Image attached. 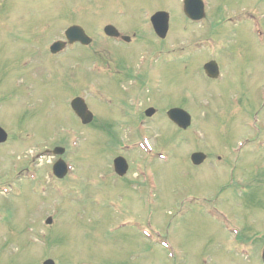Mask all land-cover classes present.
Here are the masks:
<instances>
[{"label": "rangeland", "instance_id": "rangeland-1", "mask_svg": "<svg viewBox=\"0 0 264 264\" xmlns=\"http://www.w3.org/2000/svg\"><path fill=\"white\" fill-rule=\"evenodd\" d=\"M95 1L97 3L99 0ZM127 1H124L127 4L124 7L125 17H128L130 24L135 25L136 28L141 30L140 19L152 10L157 9V7L162 6L161 8H168L170 13H174L175 22L171 24L170 36L179 37L185 34L178 26L179 18L176 12L178 3L174 2L175 0H168L169 2L164 0ZM212 1L215 5L229 6L228 8H232L234 13L252 11L258 16V23L264 32V0ZM2 2L3 0H0V3ZM134 2L137 5L135 8H133L135 6L133 5ZM113 7L114 3L110 0L101 2L100 14L98 15L95 12L96 7L87 5L84 0H5L4 8L10 10L11 13L7 15L2 12L6 16H0L7 19L1 21L3 24L11 23L12 19L19 17L20 23L22 21L26 22L25 32L29 31L30 38H36V42L23 41L20 32L19 37L12 35L9 37V39L14 37L13 40H15L12 44V50L7 51L0 46V76H2V69L9 65L12 60L18 65L17 71H19L14 73L9 81L5 79V82H1L0 87L4 84L12 91L13 85H19L22 89L26 88V85L28 87L33 86V90L25 94L24 91L22 93L15 91L9 99L6 97L5 99L0 98V124L7 129L9 127L10 131L13 132L12 126L17 125L18 111L25 109L24 105L18 108L16 102L19 101L29 107L26 108L27 111L35 112L33 116L36 118V122H40V125H46L47 128L43 133L47 136L45 140H42L46 141L45 143L57 141L66 147L68 141L67 139L63 140V135L62 139H60L51 133L60 131L59 134H61L69 130L72 133L83 134L85 131L83 138H81V145L69 147L68 152L63 157L66 156L67 160L69 159L71 164L76 167L75 170L77 169L78 175L85 179L84 191L87 195L90 197L97 195L102 199L108 200V205L99 208H94L88 205L85 200H80L77 203L78 206L76 205V211H73L74 213L70 216L66 215L68 220L66 222H75L72 233L74 238L71 234L64 236L63 242L65 243H62L64 250L61 257L69 252V254L67 253L69 256L66 255L64 257L67 260L66 264H73L74 259L78 264H122L125 261L127 263L134 262L137 257L135 253L147 246L139 235L137 222L145 220L146 224H149L150 219H158L161 222V225L157 223L158 227L161 228L163 226L164 236L169 241L173 252L176 253L175 256L170 258L172 264H175L172 260H182L180 264H204L206 259L203 256L211 257V264H258V254L256 258L252 257L251 259L250 257L248 258L249 260L239 254L241 258L234 257L232 261V256L228 255L231 254V250L229 249V242H227L226 218H228V221L236 223L229 221L232 225L243 229L245 238L253 239L259 228H264V208L259 209L260 206H264V202H256L254 196L243 197L234 193L232 190L231 170H224L223 163L224 168L227 163L226 159H228L229 166L238 163L230 151L240 138L243 141L247 137L260 136L259 132L253 127H246L245 120L252 121L256 119L260 121L264 119V49L258 47V44L252 40H246L241 43L242 39H245L243 38L244 36L251 37L252 35L249 36V33H246L247 29L245 31L243 29L244 34L241 29H238L234 38L239 40L237 44L230 43L229 47L223 46L218 49L225 52V55L219 57L223 75L220 80L214 81L204 78L201 75L202 73L199 72L198 65L203 58L199 53L193 54L191 62H188V64L187 61L184 64V60L179 59L174 61L175 64H165L163 57H159L158 62H155V70L162 82L159 86L154 85L153 81L151 82L152 84L150 83L149 90L146 92V95H148L147 99L152 104L160 107L173 106L172 104L180 103L183 99L181 96L169 94L170 90L175 86L180 89V93L183 91L187 98L193 99L195 97L193 101L196 105L192 109L190 107L187 108L193 115V125L187 128L177 129L166 117L161 119L158 117L155 121L153 120L154 122H148L143 127V132L147 133L153 145L155 141L160 139L157 135L162 133L161 141H159L162 143L155 148L157 150L162 148L165 154L164 159L156 157L153 161L154 188L147 195L151 205L147 208L149 217L145 219L143 214L145 213V208L141 204L139 205L140 208L132 205L135 203V199L131 195L126 199L128 204L125 205L124 197L128 196L130 189L127 186H122V182L119 179L107 174L110 172L109 160L106 162L105 159L101 158L100 154L102 149L105 148V151H112L113 147L110 149L109 145H106L98 129L89 128L86 130L64 102L65 96L70 94L67 76L71 74H65L62 79L58 77V82H53L46 89L44 86L49 85L50 79L41 74L39 65L32 64L28 68H22L21 65L25 55L36 54L40 38L52 36L54 31L51 30L54 29H56V34L52 38L46 39V42L60 37L63 29L61 25L67 22H81L85 25V30L88 29L90 32H94L97 18H99L102 20L97 21L98 24L106 22L103 20H113L123 30L127 23L123 19H118L119 17L115 14ZM84 9L86 13L81 14L80 12ZM218 10L226 9L218 7ZM222 13L224 14L225 11H222ZM37 16H44V18L39 19ZM205 30L204 28L192 27L189 28L185 35H193V38H201L203 36L209 38L208 35H205ZM221 31H224V29L222 28ZM183 38L185 36L182 37V40H184ZM221 38L222 36L219 37V40ZM95 39L100 40L97 37ZM208 43L206 45L210 47ZM99 48L106 53V56L114 57L112 52L114 49L113 45L104 42L99 45ZM133 49L137 51L139 47L134 46ZM68 53L81 55L78 51ZM212 57L207 54L204 59L207 60ZM72 65L71 60L63 59L59 66L66 70L65 72H70L74 68V65L73 68ZM185 65L188 66L186 67ZM82 68L87 69V65H80L79 71ZM32 72L35 74L31 75ZM57 73L62 72L58 69ZM149 77L150 74L146 76V78ZM90 78L92 79L93 77ZM101 81L97 85V89L101 91L102 95L111 91L113 94L116 93L117 80L115 78L104 77ZM76 82L81 85L80 81L76 80ZM87 89L90 88L87 87ZM44 92V96L33 97V95H42ZM81 92L84 91L71 92L70 96L74 97ZM14 95H17V97L15 98ZM186 97L184 98L187 99ZM93 98L90 95L88 99L91 106L95 107ZM41 101H43L41 106L32 108L34 105L41 103ZM101 104L104 105L103 111H106L108 104L103 102ZM102 114L109 119L119 118L118 113L115 111H107ZM99 118L97 115L95 116L94 121L96 119V124L100 121ZM249 123L251 124L252 122ZM248 126L250 125L248 124ZM257 126V129H261L260 125ZM112 128L113 130L115 129L114 127ZM112 128H109V130ZM40 130L41 127L36 126L37 133L35 135L38 138L36 142L42 145V133H40ZM121 131V133L117 130L115 131L117 141L133 143L138 140L133 129L121 127ZM35 145V143L30 144V142L23 143L20 150L21 154L25 156ZM193 148H198L207 154H211L210 157L214 159H216V156L213 154L216 153H220L222 157L226 158H222L220 162H217V166L214 161L209 159L201 165H191L188 157ZM16 152L15 147L8 149L0 146V166L2 160L7 159L4 158L6 155H12ZM263 152L256 155L249 151L244 152V159L246 160L241 161L239 167H242L248 173L245 177L247 181L252 179V160L262 161L264 159ZM122 154L125 153L122 152ZM134 154L135 152H131L127 156L128 159L133 160ZM7 170L9 171V169ZM103 174H105L104 177ZM87 181L93 182L87 183ZM0 182H3V177L0 178ZM71 184L72 181L68 179L63 180L61 184L56 183L63 190H70L68 187ZM16 187H19V191H22L23 195L27 196L28 192L26 190L31 187V182L23 180ZM76 196L77 194L71 195L70 197L73 200L68 202V197L66 201L61 202V205L69 206L70 209L72 203L74 205ZM14 198H16L14 195L0 197V202L9 207L10 204L14 203ZM40 198L31 200L27 204L30 206L18 204V208L24 206L22 208L23 211L20 210V214L14 211L13 214L8 216V221L11 225L8 223L1 225L0 222V245L3 244V240H7L9 236L14 235V241L17 242L15 245L24 248L28 244L27 231L29 228L23 230V225L27 222V218L35 219V216L37 217V230L35 228L31 230L34 233H39L40 238L38 245L30 249L35 255L32 260L35 264H40L46 248L55 247L48 240L49 237L55 236L54 227L47 226L43 222L44 217L49 214L53 216V219L57 218V213H59V210H57L59 208L58 202L60 200L54 194L49 197L51 202L48 199H42L43 197ZM21 201L23 200L18 199L19 203ZM53 201H57V205L55 204V206L51 207ZM119 209L121 210L119 211ZM0 210L3 211L4 209L0 207ZM41 217L43 218L42 220ZM116 221L118 222L117 225L115 224ZM124 222L127 223L126 226H118ZM32 238L34 239L33 236ZM147 250L153 251L156 250V247L155 245H150ZM155 254H158V251ZM132 255H134L132 257L134 261H130V256ZM147 257L141 256L136 263L144 264L143 262L148 260L150 262L152 260L151 257L149 255ZM6 258L7 254L5 255L0 251V264H3ZM153 258L155 259L152 261H156L154 264H168L162 255H159L157 259L156 257ZM21 263L28 264L22 259Z\"/></svg>", "mask_w": 264, "mask_h": 264}, {"label": "water", "instance_id": "water-1", "mask_svg": "<svg viewBox=\"0 0 264 264\" xmlns=\"http://www.w3.org/2000/svg\"><path fill=\"white\" fill-rule=\"evenodd\" d=\"M81 109L82 108L80 109L77 108L78 114H82V112L80 111ZM168 114L181 126H184L187 123L188 115L185 112H183L181 109H172L171 111H169ZM200 156H201L200 154H193L192 158L195 160V157H197V160L195 161H198L200 159Z\"/></svg>", "mask_w": 264, "mask_h": 264}]
</instances>
